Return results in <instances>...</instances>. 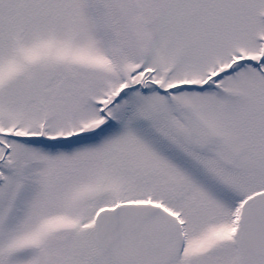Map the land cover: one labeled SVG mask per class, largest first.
I'll return each instance as SVG.
<instances>
[{"label": "snow or ice", "instance_id": "obj_1", "mask_svg": "<svg viewBox=\"0 0 264 264\" xmlns=\"http://www.w3.org/2000/svg\"><path fill=\"white\" fill-rule=\"evenodd\" d=\"M0 264H264V0H0Z\"/></svg>", "mask_w": 264, "mask_h": 264}]
</instances>
